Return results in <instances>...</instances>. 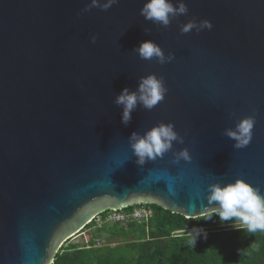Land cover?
Wrapping results in <instances>:
<instances>
[{"label":"water","instance_id":"95a60500","mask_svg":"<svg viewBox=\"0 0 264 264\" xmlns=\"http://www.w3.org/2000/svg\"><path fill=\"white\" fill-rule=\"evenodd\" d=\"M146 2L0 0V264H52L107 211L153 204L195 219L214 206L210 184L237 179L264 194V0H183L167 28L140 15ZM193 18L213 28L181 34ZM149 40L175 59H141L133 49ZM150 74L165 99L125 126L115 99ZM248 116L253 139L235 149L223 133ZM161 122L191 162L136 163L128 138Z\"/></svg>","mask_w":264,"mask_h":264},{"label":"clouds","instance_id":"9594fccd","mask_svg":"<svg viewBox=\"0 0 264 264\" xmlns=\"http://www.w3.org/2000/svg\"><path fill=\"white\" fill-rule=\"evenodd\" d=\"M119 0H91L82 12H89L92 8H100L107 11ZM189 9L183 0L174 4L172 0H147L140 11V15L146 21H150L159 27L167 28L173 20L181 15H186ZM213 24L205 19L197 21L189 20L180 27L181 34L190 33L195 29L197 33L202 30H211ZM145 29V32H150ZM97 37L93 35L91 42L96 43ZM143 60H156L160 64L171 63L175 59L174 53L165 54L164 50L154 41L142 42L133 49ZM168 92L164 78L156 74L141 77L136 91L124 88L115 99V104L123 108L121 122L128 126L132 120V113L138 106L152 110L165 99ZM235 115V114H233ZM256 123L254 116L239 119L235 128L225 129L224 135L235 141V149L247 147L253 139V129ZM130 149L137 158L136 163L143 167L148 161H154L158 157L173 152V164H179L182 160L191 162L192 156L188 148L173 151L174 143L184 144L185 138L176 130L173 123H159L144 134L133 132L128 138ZM207 200L209 205H214L207 210V220L219 217L221 223L234 221L230 226L237 230H247L249 233L264 232V194L259 186H253L243 179H237L234 183H213L208 186ZM207 232L202 229H193L189 232L191 243L195 246L202 236L207 239Z\"/></svg>","mask_w":264,"mask_h":264},{"label":"trees","instance_id":"16d2710c","mask_svg":"<svg viewBox=\"0 0 264 264\" xmlns=\"http://www.w3.org/2000/svg\"><path fill=\"white\" fill-rule=\"evenodd\" d=\"M135 207L151 212L147 221L133 217ZM108 212L99 217L106 218ZM118 212L128 218L97 227L96 232L123 238V244L98 246L95 236L84 246L69 243L62 246L52 264H264V232L249 233L231 226L208 228L207 239L201 236L194 246L189 232L215 225L219 217L188 219L153 204L130 206ZM96 220L85 228H92Z\"/></svg>","mask_w":264,"mask_h":264},{"label":"rangeland","instance_id":"374dc122","mask_svg":"<svg viewBox=\"0 0 264 264\" xmlns=\"http://www.w3.org/2000/svg\"><path fill=\"white\" fill-rule=\"evenodd\" d=\"M151 212L147 210L145 207H135V212L133 213V217L138 219V220H143L145 221L148 220L150 217ZM146 217V218H142ZM128 217L125 215V213L122 212H113L109 211L108 215L106 218H100L98 217L96 220V226L94 225L92 228H85L84 231L77 236L73 237L72 239L69 240L68 243L64 244H75L78 246H84L89 244V241L92 239V237H96L95 240L97 242L98 246H105V245H110V246H117L120 244H123L125 241L123 238H118L115 236L110 235L109 232H102V234H98L96 232L97 227H102L104 225H111L112 223L118 222V221H125ZM234 224V223H231ZM231 224H227L225 222L221 223L218 222L215 225L204 227L202 229H211V228H224V227H230ZM190 229H185V231H189ZM134 236L131 238L134 240Z\"/></svg>","mask_w":264,"mask_h":264},{"label":"built area","instance_id":"2783aa9c","mask_svg":"<svg viewBox=\"0 0 264 264\" xmlns=\"http://www.w3.org/2000/svg\"><path fill=\"white\" fill-rule=\"evenodd\" d=\"M142 218H146V217H142ZM136 219V218H135ZM145 221V219H143Z\"/></svg>","mask_w":264,"mask_h":264}]
</instances>
